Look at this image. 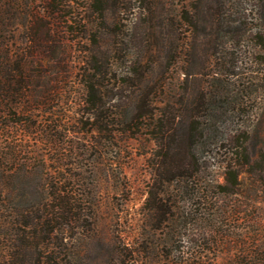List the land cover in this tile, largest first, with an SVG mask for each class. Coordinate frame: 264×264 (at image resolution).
Segmentation results:
<instances>
[{
    "label": "trees",
    "instance_id": "obj_1",
    "mask_svg": "<svg viewBox=\"0 0 264 264\" xmlns=\"http://www.w3.org/2000/svg\"><path fill=\"white\" fill-rule=\"evenodd\" d=\"M134 1L137 9L124 23V15L132 10L131 0H0V116L5 118L0 121V135L22 127L23 119L14 116L26 114L27 94L44 96V102L53 98L57 89L50 85L53 80L46 68L59 63L58 49L53 47L59 43V28L64 33L82 30L90 46L83 50L77 76L83 113L89 132L97 134L96 145L99 139L111 141L141 131L155 144L146 234L159 235L154 243L158 260L170 261L172 252L180 258L191 254L179 234L181 228L190 230L189 215L194 216L197 228L192 230L198 229L205 250L219 246V240L230 248V233L221 227V210L216 201L210 202L209 192L238 195L248 180L264 194V145L252 154L247 144L250 127L242 121L264 88V74L248 69L245 84L234 82L242 78L236 55L247 30L258 48L257 58H262L264 12L259 11L252 18L258 23L248 28L242 0H214L206 32L211 77L189 98L172 79L176 72L178 78L183 73L178 85L187 80L188 69L178 71L177 63L184 31L200 30V1H178L180 5L175 0ZM232 53L234 61L228 57ZM55 126L44 128L52 142H67L65 147L72 148L73 141L56 136ZM74 148L61 155H76ZM217 154L225 158L223 181H208L213 174L202 157ZM16 160L14 152L0 150V264H90L88 252L96 249L103 252L107 264H138L139 249L99 225L90 209L96 193L86 190L79 174L68 168L74 162L62 163L60 176L47 166L36 200L25 194L14 202L16 193L12 199L9 192L23 183L24 173L14 168ZM244 211L234 205L226 217L238 221ZM262 236L263 240L238 248L232 264H264ZM197 257L205 264L201 255Z\"/></svg>",
    "mask_w": 264,
    "mask_h": 264
},
{
    "label": "rangeland",
    "instance_id": "obj_2",
    "mask_svg": "<svg viewBox=\"0 0 264 264\" xmlns=\"http://www.w3.org/2000/svg\"><path fill=\"white\" fill-rule=\"evenodd\" d=\"M178 1L192 2V0H175V3L177 4ZM199 1L200 11L197 13V21L200 30L193 32L192 28H189L184 31L183 53L177 63L178 71L182 67L188 69L187 80L181 86L178 85L176 72H174L175 76L172 79L177 84L176 89L184 91L189 98L197 95L198 88L204 86L211 77V70L208 65L210 36L206 32L208 29L207 17L211 13L210 7L214 6V0ZM130 3L132 10L124 15V23H129L132 13L137 9L134 8L137 6L134 0H131ZM178 3L180 5V2ZM261 3V0L241 1V6L246 9L248 28H254L258 20L252 18L258 17L259 11L264 12V4L261 5ZM60 25L61 22L59 21V27ZM246 33L247 36L243 40V45L241 44L242 46L236 55V60L239 61L240 66V69L239 67L236 69H239V75L243 79L236 78L237 80H234L235 86L245 84L247 79L244 77L249 75L247 74L249 73L248 69H259L264 74V50H260L262 58H257L258 48L249 40V30ZM19 39L20 35H17V41ZM89 46L90 43L82 30L74 28V31L64 33L59 28V43L57 42L56 46L53 45L54 48L58 49L59 63L55 68H46L51 80H53L50 85L57 89L53 98L44 102L46 99L44 96L41 98L32 92L27 94L26 99L30 103L26 114L14 116L23 119L22 127L19 126L15 129L13 127L11 134L3 132L0 135V150L8 149L14 152L17 158L14 168H19L20 171L24 172L21 177L23 183L17 189L9 192V197L12 198L16 193L18 196L14 195L15 200H13L16 202L26 194L28 199L35 201L36 192L43 190L42 179L46 176L47 166L54 174L60 176L63 167H65L62 163L72 161L74 163L68 168L71 169V172L79 174L80 182L84 184L86 190L89 191L90 189L96 193V204L90 209L95 214L99 225L109 232L113 231L114 235L121 236L130 248L139 249V258H137L136 263L202 264L203 262H200L197 257L199 255L205 264L235 263V254L238 248L243 247L244 244L248 246L253 242L263 240L264 194L260 190H256L248 180L244 181L242 193L238 195H224L214 193L215 190L210 191L209 195L212 194L210 202L216 201V206L221 210L218 218L219 221H222V226L220 223L219 225L227 233H230L229 242L232 246L230 248L227 245L223 246V242L219 240V246L212 244L209 245V247L211 246L210 250H205L207 245H203L198 229L197 231L192 230L197 226L194 216L189 215L187 225L190 230L181 228L179 234L186 245L185 250L191 254H186L180 258L177 252H172L170 261L158 260L154 243L159 235L157 233L149 237L146 234L150 217L146 201L152 183L150 159L155 144L145 131H141L134 135H117L111 141L98 138L101 143L96 145L93 137L97 134L91 135L90 126L86 123L87 119L83 113L81 84L77 76L83 50ZM231 51L229 48V52ZM228 57L229 60H235L233 53ZM258 59L260 62H257ZM182 78L183 73L180 74L179 81ZM248 85H252V82L248 81ZM45 87L43 90L46 89ZM259 93V98L253 100L248 106L249 116L241 118L245 125L250 127L251 134L247 144L253 155L260 152L264 145L263 87L260 88ZM39 102L40 104H38ZM241 119L239 118V121ZM0 121H5L2 115ZM48 124L56 125L55 133L56 136L62 137L60 140L73 141L72 148L77 147L74 148L76 155L65 158V155L72 148L65 147L67 142L64 144L52 142L48 130L44 129ZM75 135L79 138L74 137ZM61 153L65 155H61ZM202 159L209 164V170L213 174V178L211 176L207 178L208 181L210 179L218 182L223 181L225 158L217 154L216 157L203 156ZM240 177H243V174ZM24 183L26 185H23ZM234 205L245 210L242 218L238 221L226 217V211L232 209ZM201 212L203 213L204 209ZM254 220L258 221V224H255ZM191 232H195V234L190 235ZM136 255L135 252L134 256ZM88 256L91 258L90 264H107L105 255L100 249L92 250L91 253L88 252Z\"/></svg>",
    "mask_w": 264,
    "mask_h": 264
}]
</instances>
